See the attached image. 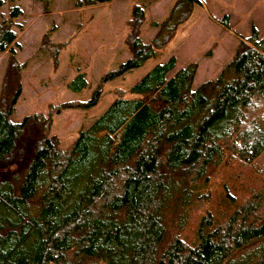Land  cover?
I'll list each match as a JSON object with an SVG mask.
<instances>
[{"label": "trees", "instance_id": "1", "mask_svg": "<svg viewBox=\"0 0 264 264\" xmlns=\"http://www.w3.org/2000/svg\"><path fill=\"white\" fill-rule=\"evenodd\" d=\"M201 4L175 0L148 41L139 37L144 8L132 4L128 57L86 101L54 113L93 106L103 84L154 57ZM217 23L237 44L214 78L192 88L196 63L174 70L170 56L65 149L49 113L11 120L20 88L10 87L0 103V264H264V167L251 164L264 154V33L250 25L242 37L226 14ZM14 37L0 22V52ZM85 86L82 73L67 83Z\"/></svg>", "mask_w": 264, "mask_h": 264}, {"label": "rangeland", "instance_id": "2", "mask_svg": "<svg viewBox=\"0 0 264 264\" xmlns=\"http://www.w3.org/2000/svg\"><path fill=\"white\" fill-rule=\"evenodd\" d=\"M174 1L112 0L77 7L76 0H17L2 5L0 22L8 21L15 37L0 52V103L10 95V87L18 83L20 88L11 120L49 113V133L65 149L114 97H133L128 93L129 87L170 56L175 58L174 70L188 62L196 63L192 88L214 78L231 59L237 44L236 37L217 23L222 15H227L229 28L242 37L249 34L250 25L260 35L264 33V0H202L154 57L103 84L93 106L54 113L60 103L86 101L100 76L128 57L124 40L132 4L140 3L144 8L139 37L148 41L156 31L151 22H160ZM13 6L19 8V14L11 18L9 11ZM78 73L84 75L86 86L74 91L67 83ZM251 164L263 168L264 154Z\"/></svg>", "mask_w": 264, "mask_h": 264}, {"label": "crops", "instance_id": "3", "mask_svg": "<svg viewBox=\"0 0 264 264\" xmlns=\"http://www.w3.org/2000/svg\"><path fill=\"white\" fill-rule=\"evenodd\" d=\"M254 26V25H253Z\"/></svg>", "mask_w": 264, "mask_h": 264}]
</instances>
